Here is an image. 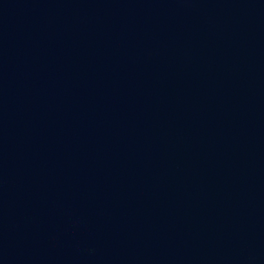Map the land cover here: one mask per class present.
Wrapping results in <instances>:
<instances>
[{
  "label": "water",
  "instance_id": "water-1",
  "mask_svg": "<svg viewBox=\"0 0 264 264\" xmlns=\"http://www.w3.org/2000/svg\"><path fill=\"white\" fill-rule=\"evenodd\" d=\"M0 264H264V0H0Z\"/></svg>",
  "mask_w": 264,
  "mask_h": 264
}]
</instances>
